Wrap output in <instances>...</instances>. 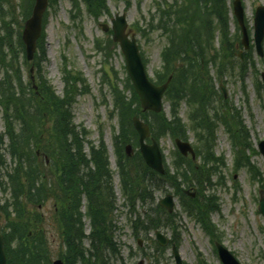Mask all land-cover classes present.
Instances as JSON below:
<instances>
[{"label":"rangeland","instance_id":"obj_1","mask_svg":"<svg viewBox=\"0 0 264 264\" xmlns=\"http://www.w3.org/2000/svg\"><path fill=\"white\" fill-rule=\"evenodd\" d=\"M92 1L90 0V3ZM172 1L104 0L100 14L95 16L85 0H51L45 13L44 32L38 42L35 58L28 62L25 59L20 39L26 19L24 14L28 10L31 12L33 0H0V59H4V63L0 64V77L4 79V70L11 71L7 67L10 66L11 59H14L12 62L16 63V67L20 69L21 82L26 86H30L32 74L35 76V83L38 84V77L42 76L59 96L64 95V91L70 88L71 84L76 87L71 122L79 133H85L82 134L81 151L85 153L87 159H90L93 153H101V146L104 147L107 160L106 169L110 173L109 180L115 197L111 209H105L102 212L96 205L93 206V210L87 214V218H84V233L87 234L90 229H93L92 224L94 225L96 218L100 220L101 217L103 220L113 223L111 235L117 244L119 254L111 259L110 264H175L170 245L164 248L157 245L154 236L155 229H159L176 243L182 264H220L214 250L215 240L221 241L241 264H264V219L257 209L259 189H264V160L255 150L257 141L264 138V87L260 76L261 72H264V53L262 57H259L253 44L254 10L257 5L264 4V0H242L252 46L243 51L242 58L239 57V49L242 46L238 42L241 34L231 13L232 0H225L228 36L237 40L233 47L229 48L230 56L224 51L222 52L223 56L214 51L211 52L210 54H214L217 61L209 63L210 66L206 69L208 80L205 83L211 82L215 88L222 83L226 89V99L224 100L221 95L217 94L218 102L215 103L216 106L213 109L209 108V115L212 117L211 114L220 109L221 103L228 104L234 110L239 108L240 117L245 120V142L248 139L254 145L251 150L246 148L243 151L245 165L240 167L234 162L235 153L241 154V152L236 147V152L233 154L223 123L216 121L213 125L215 138L213 154L216 157L222 155L225 159V167H223L226 176L225 185L210 188L203 193L199 200L201 203L211 201L212 206L197 209L188 214L182 211L184 208L179 205L177 197L173 213L167 220L161 218V224L158 227H153L147 220L136 218L138 213L147 212L148 219L155 221L158 213L155 212V205L150 199L146 203L140 199L139 192L145 183L139 172L141 166H138L139 154L135 148V130L129 127L126 120L123 125L122 123L120 125L118 115L120 106H115L117 97L121 104L120 100H129L132 93L131 87L125 88L127 83L124 56L119 46L112 41L111 31H103L100 24L110 25V19L115 13H125L131 32L135 34L141 50L147 58L149 75L154 77L155 70L162 66L160 52L167 37L160 28L163 12L168 9L165 8L167 3L171 5ZM180 4L188 6V1L181 0ZM217 4L222 6L221 1ZM195 6H197L196 3ZM213 26L216 28L213 48L218 49L219 43L223 46L222 30L217 24ZM32 66L33 71L30 72L29 69ZM64 67L70 71L72 80L69 82L63 79L66 73L63 70ZM218 68L223 70L219 79ZM77 77L84 80L86 86L82 85L83 90H79L81 84L77 82ZM164 104V115L171 117L169 102L164 101ZM189 111L190 105L186 101L181 102L179 116L187 125L190 124ZM7 114L0 107V135L4 133L7 120L10 121L5 117ZM133 115L149 124L158 125L151 113H141L139 105L133 103L128 106L127 103H124V119H129ZM232 123L230 131L235 140L241 142L240 132L243 130L238 127L236 122ZM53 125L54 121L51 126H48L52 127ZM186 133L189 135L191 143H194L192 142L194 139L199 150L202 151V142L198 140V137H195V133L190 130L189 126ZM202 133L206 134L205 131ZM158 138L166 161L172 170L174 141L169 132H165ZM127 146H129L127 149L129 153L126 151ZM32 147L34 151L37 150L34 142ZM4 148L5 146L1 145L0 153H5ZM119 150L120 153L117 155ZM4 157L5 165L9 168L12 166V161L8 155ZM118 158L124 163L121 169H118L117 166ZM129 158L131 166L137 169L135 177L130 173L126 176L123 175L124 170L126 173L128 171L126 165ZM247 158L252 169L260 173V175H255V179L249 173ZM37 160L42 181L45 180L44 177L47 180L48 173L53 167L46 165L45 157L42 154L38 155ZM196 161L202 164L199 159ZM92 168L95 169V166L92 165ZM4 171V168H0V201L6 199L9 202L11 199L9 200L8 197L12 192L9 189L4 191L2 188V184L8 179L5 174L3 175ZM131 178L135 180L131 193L136 197L134 209L126 199L129 191L125 192V195L122 192V182ZM187 184L196 186L194 182H185L181 187L186 188ZM77 185L78 183H76ZM46 186H49L47 181ZM166 188L172 193L175 190L170 186H166ZM96 193L98 194V191ZM163 193L164 191L160 190L154 192L155 204L164 195ZM83 196H80L81 211L86 213L88 199L87 196ZM59 201L60 199L50 200L42 208H38L36 204H34L36 208L29 207L28 204L22 205L20 217L14 212V207L7 211L0 209V220H5L9 226L7 230L12 237L10 247L13 255L20 251L23 244L25 246L23 231L26 228L23 225L25 222L30 223L31 229L36 227L43 232L45 238L47 237L44 244L41 243L40 250H44V257L48 252L50 264H53V261L59 257L61 248L65 250L63 239L67 235L64 232H58L57 224L50 218L56 215L55 212L53 213V205L54 203L59 204ZM141 202L143 203L141 204ZM41 214H44L45 221L41 219ZM137 219L138 223L135 225L133 222ZM38 236L39 234L36 233L30 237L36 238L38 241ZM137 239L141 241L140 246L137 244ZM37 241H34L32 248H36ZM85 243L87 245V239ZM25 260L30 261L28 254L25 255ZM47 261L46 264H48ZM62 261L63 264H67L65 260ZM21 262L18 263L21 264Z\"/></svg>","mask_w":264,"mask_h":264},{"label":"trees","instance_id":"obj_2","mask_svg":"<svg viewBox=\"0 0 264 264\" xmlns=\"http://www.w3.org/2000/svg\"><path fill=\"white\" fill-rule=\"evenodd\" d=\"M187 1L188 6H184L185 4L181 5L175 0V3L168 5L166 7L168 9L163 12L162 25L160 28L167 36L168 45L161 50L162 68L155 71L156 83L164 82L168 75L173 73L172 71H175L171 63L173 61L181 60L188 62L194 69H196L197 66L198 71H202V62L206 61L208 52L214 47V30L216 29L213 26L214 24L219 25L222 30L223 46L220 44V53L223 51L228 53L229 48L231 49L234 42L237 40L235 38L231 39V37L228 36V30L226 29L227 11L225 9V0ZM219 1H221L222 6L217 4ZM85 2L88 3V7L95 16L100 14L101 6H104V0H93L92 3H90V0H85ZM195 3L197 6H195ZM164 17H166V19H163ZM226 38L227 40H225ZM13 60L14 59H11L10 66L7 67L11 69V71L4 70V79L0 77V107L2 111L8 113L5 116L6 119H10L9 122L7 120V125L5 127L9 141L5 146V153H0V168L5 169L4 173L8 178L6 180L7 182L5 181L2 187L4 191L9 189L12 192L10 198L13 200V205L18 217H20L22 213V205L24 203H44L50 197H53L56 201L58 199L62 201V212L60 217H58L55 212L54 222L57 224L60 231L62 228L63 232L67 235V237L63 239L65 245L64 253L59 252V257L64 259L67 264H76L78 260L83 264H109L111 255L117 252V245L111 235V225L113 223H109L101 217L100 220L96 218L94 225L92 224L93 229L90 235H88L94 252L91 253L90 251L87 256L83 246V240L86 236L83 233V213L80 210L81 193L85 194L88 199V210L86 215L93 210V206L95 205L102 210V212L105 209H111L115 197L109 180L110 173H108L106 169L107 160L104 147L101 146V153H93L90 159H87L85 153L81 151V145L83 144L82 134L85 133H79L71 122L72 105L75 98L76 87H74V84H71L70 88L64 91V95L59 96L49 86L47 81L42 76H39L38 93H36L31 89V86H26L21 82V71L16 67V63L14 64V62H12ZM3 63L4 59H0V64ZM66 68L67 67L63 68L66 72L63 79L69 82L72 79L70 71ZM184 78L185 70L179 68L176 75L173 73V79L167 91L168 99L172 101L171 119H168L163 113H151L158 122V125L150 123L152 134L156 138L168 131L172 136L186 137V128L178 116L176 101L173 103L172 91L175 80L178 81L177 85H179V83L184 84ZM186 80L188 79L186 78ZM77 82L81 84L79 90H83V86H86L84 80L77 77ZM126 83L125 88L131 87L128 80ZM183 90L184 87H181V91H175V99L176 95L181 96L184 92ZM203 91H208V87L204 86L202 92ZM131 92V98L125 101L120 100L121 104H119L117 97L115 99V106H120L118 108L120 125L121 123L123 125L124 120H126L129 127L132 129L131 117H129V119H124V103H127L128 106L133 103L139 105V101L136 93L134 91ZM198 97L204 106V95ZM190 101L195 102L194 99H190ZM229 110L232 109L229 108ZM227 116L226 114L225 117H220V120L228 124ZM232 118L239 125L238 127L243 130L240 132L241 142L235 140L234 144L239 148V152H241V154L236 156L235 163L241 167L245 165L243 163V151H245L246 148H251L252 144L250 140L245 142V125L243 121H241L238 112H233ZM52 121H54V125L49 127L52 125ZM206 121H209L208 117H206ZM206 129H208V127H206ZM210 137H208V135L204 137L205 145L210 140ZM33 142L37 148L36 151L33 150ZM2 143L3 134L0 135V147ZM37 151H43L51 158V165L53 168L49 171L47 180L46 177H44L45 180L42 181L41 170L37 165ZM5 155H8L9 159L12 161V166L9 168L5 165ZM215 161L217 162L216 168L213 171H211L212 169L207 170V183L210 182L213 174L217 175L219 173L220 166L224 165L222 158H216ZM141 163L142 169H140L139 172L145 185L139 192V195L144 203L148 199H150L152 203L154 202L153 194L161 188L164 181L170 179L171 182L176 185L178 177H181L184 181L189 178L185 168L180 171L181 166H176V175L170 178L167 174L159 175L146 168L142 160ZM92 165L95 166V169L92 168ZM247 165L248 169L250 168V173L253 175L259 174V172L252 169V165H250L248 158ZM119 166L121 169L124 165L119 161ZM126 166L128 171L126 173L124 170L123 175L126 176L130 173L133 177L137 176V169L133 168L131 165ZM201 171L202 168H200L199 172ZM219 177L220 176H217L218 179ZM46 181L49 186H46ZM76 183H78L77 186ZM134 183V178L127 179L124 183L122 182L124 195L125 192L129 191L126 199L130 206H132V209H134V201L136 199V197L131 195ZM200 183L201 176L198 177V184ZM96 191H98V194ZM143 202H141V204ZM208 205H211V203ZM191 208H194V206H189V209ZM56 209H58L57 204ZM154 210L158 213L155 221L148 219L147 212L138 213L136 218L142 219L143 221L147 220L153 227H158L161 224V218L167 220L169 215L157 205H155ZM137 221L138 219L133 223L137 225ZM165 222L167 223L168 221ZM23 225L26 226V228L23 229L25 246L23 244L16 255L12 254L10 247L12 237L6 238L5 251L7 255V264H19L18 262L20 261H22L21 264H46V260H48L47 262L50 264L48 252L44 257V250H40L42 246L41 243L44 244L45 240L43 233H39L37 241L36 238L30 237V223L25 222ZM34 241H37L35 245L36 248H32ZM26 254H28L30 261L25 260ZM91 255L94 256V263L91 261Z\"/></svg>","mask_w":264,"mask_h":264},{"label":"water","instance_id":"obj_3","mask_svg":"<svg viewBox=\"0 0 264 264\" xmlns=\"http://www.w3.org/2000/svg\"><path fill=\"white\" fill-rule=\"evenodd\" d=\"M47 0H36L33 7L31 16L26 20L25 27L22 33V39L25 44V51L27 59H31L34 55L36 41L41 34L42 28V16L46 8ZM234 14L238 20V23L242 31V43L245 47H248V33L244 24L243 8L240 0H234L233 2ZM113 29V40L119 42L120 48L125 56L126 68L128 74L133 82L136 92L139 96L142 110L151 109L154 111H160L162 108V94L167 87L168 81L162 85L156 86L149 81L146 76L143 63L139 54V49L136 43L134 34H131L129 38L130 30L126 31L127 21L125 14H115L110 20ZM103 30H108L107 24H102ZM264 36V6L260 5L256 8L254 17V40L256 49L259 55H262V39ZM264 79V74H263ZM133 124L139 134L140 150L146 163L155 170L162 172V156L159 151L157 143L153 140L152 144H145L144 139L149 136V127L146 123L141 121L137 117H133ZM178 147L185 154L187 151H191L189 144L176 140ZM129 147V146H128ZM258 148L264 157V139L258 143ZM193 153V152H192ZM262 193V191H261ZM172 195L167 194L160 200V204L166 207L169 211L173 209ZM259 209L264 215V195L260 197ZM157 240L160 244H167V238L156 231ZM218 248V254L221 261L224 264H239L234 256L220 243H216ZM175 259L180 264V256L176 250L175 245L172 247ZM0 264H5V256L2 249V236L0 235ZM54 264H62L60 260H56Z\"/></svg>","mask_w":264,"mask_h":264},{"label":"flooded vegetation","instance_id":"obj_4","mask_svg":"<svg viewBox=\"0 0 264 264\" xmlns=\"http://www.w3.org/2000/svg\"><path fill=\"white\" fill-rule=\"evenodd\" d=\"M223 98L224 99H226V95L224 96L223 95ZM223 102H226V101H223ZM229 108H231L232 110H229ZM233 112H235V110L231 107V106H229L228 104L227 105H224V107L222 108V110H221V116L222 117H225V115L227 114L228 116L227 117H229V115L231 114V113H233ZM203 188V190H204V193L205 192H207V188L204 186V187H202ZM191 189H192V193L190 194V192H186L187 194H189L192 198L190 199V204H193L194 203V199H195V197H197V194H198V192H199V188L198 187H195V186H193L192 185V187H191ZM184 190H182V192H183ZM184 204H187V202L185 201V202H183ZM197 204V203H196ZM198 205V204H197Z\"/></svg>","mask_w":264,"mask_h":264}]
</instances>
